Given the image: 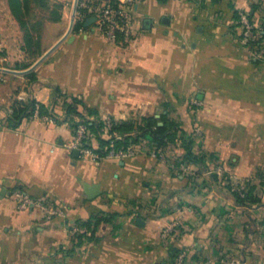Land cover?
<instances>
[{"label":"crops","instance_id":"obj_1","mask_svg":"<svg viewBox=\"0 0 264 264\" xmlns=\"http://www.w3.org/2000/svg\"><path fill=\"white\" fill-rule=\"evenodd\" d=\"M59 1L57 34L33 62L24 38L23 70L0 55V264H174L180 253L183 264H264V189L256 180L261 203L243 204L223 181L264 174V38L252 57L235 16L255 8L249 20L262 26L264 0H142L128 43L108 42L93 18L76 29V0ZM19 94L35 108L13 126L7 110ZM193 94L200 106L189 125L177 112L179 128L204 162L183 160V133L161 149L164 162L143 143L125 159L66 147L79 121L96 124L87 135L97 151L100 139L125 136L98 128L107 116L162 125ZM85 183L99 193L89 198ZM15 189L63 214L18 209Z\"/></svg>","mask_w":264,"mask_h":264},{"label":"built area","instance_id":"obj_2","mask_svg":"<svg viewBox=\"0 0 264 264\" xmlns=\"http://www.w3.org/2000/svg\"><path fill=\"white\" fill-rule=\"evenodd\" d=\"M142 0H118L114 3H104L99 0H94L91 3L82 1L80 7L85 9L89 18H93L97 25V28L105 36L106 40L110 43L124 42L128 43L132 40L134 32V23L132 19V11L136 4ZM164 1V0H162ZM77 16L83 19L84 14L77 11ZM240 22L243 26V42H259L263 39L264 34V22L259 28L250 22L246 14L240 13ZM17 103L25 102L26 97L23 94H19L16 98ZM39 106L36 105L35 116L39 117ZM8 115H13L14 107H10ZM48 120V118H46ZM112 127V118L107 116L105 118V124L103 129L105 132L109 131ZM87 125L83 121L77 122L74 130L73 138L66 144V147L70 150H78L82 155L90 156L93 159H99L101 157L108 159H125L140 155L143 153L141 146H130L126 149H116L114 142L111 140L108 151L101 155L99 152L94 150L90 145H87ZM150 156L161 161H166V153L160 149H153L150 152ZM180 167L184 170L189 169V164L181 163ZM229 182L231 183L232 189L241 196H244L243 190L244 185L251 177L238 176L229 174ZM12 197L16 202V206L20 210L38 209L42 212L45 217H52L56 215H62L63 212L56 208L47 206L44 202L30 196L21 189H15L12 191ZM174 224L166 229L165 233L173 231ZM185 259V253L178 254L174 264H183Z\"/></svg>","mask_w":264,"mask_h":264},{"label":"rangeland","instance_id":"obj_3","mask_svg":"<svg viewBox=\"0 0 264 264\" xmlns=\"http://www.w3.org/2000/svg\"><path fill=\"white\" fill-rule=\"evenodd\" d=\"M61 5L62 3L59 0L31 1L28 10L24 12L22 10L20 20H18L12 14L9 0H0V55L7 57V61L3 62L4 65L11 69L23 70V38L24 41L26 38L31 40L29 45L26 42L24 44L26 63L33 62L38 56L37 52L41 49H47L52 44L58 31L57 23L61 20L59 8ZM241 32L240 34H243V31ZM244 44L248 47L252 57L258 56L259 46H252L249 43ZM200 102L196 94L182 99L179 102L178 109L172 108L170 110L171 121L176 122L179 126L185 125V122L181 120V116L177 114L178 111H182V113H186V124L189 125V122L195 117ZM143 117H153V115L138 116V123H144ZM181 136L182 132H179L177 137L181 138ZM139 141L145 147H150L146 138ZM223 181L226 180L223 178Z\"/></svg>","mask_w":264,"mask_h":264},{"label":"trees","instance_id":"obj_4","mask_svg":"<svg viewBox=\"0 0 264 264\" xmlns=\"http://www.w3.org/2000/svg\"><path fill=\"white\" fill-rule=\"evenodd\" d=\"M31 1H36V0H9L10 2V7L12 14L20 20V13L23 10L26 11L28 10L29 3ZM82 1H87V3H91L94 0H79V7L78 11L82 12L84 14V17L82 20L78 22L76 25V29H80L81 26H84L85 22L89 19V15L86 13L85 9L80 7V3ZM116 1H113L111 3H114ZM255 8H253L252 11L246 13L247 17L251 20L253 17H255ZM236 19L240 21V16L238 13H236ZM252 24L254 22L250 21ZM24 25V21H23ZM254 25V24H253ZM255 28H259L260 25H254ZM243 31V30H242ZM243 36V34H241ZM264 38V34H263ZM30 38H26L25 42L29 45L30 44ZM261 42H251L252 46H259V49H261ZM76 99L73 100V103L68 105V112H77L75 109V105L77 104ZM14 112L11 117V122L12 125L15 126L20 120L26 117H31L34 113V108H35V102L34 101H26V102H21V103H15L14 104ZM142 120L144 121L143 124L138 123V121L134 120H126V121H114L113 120V126L111 128V132H118L121 133L122 135H125L122 139H116L115 137L111 138L110 140H104L100 139V149L97 150L101 155H104L109 147H110V142L111 140L114 142V146L116 149H126L128 147L132 146H137L138 144L140 145L141 142L139 141L140 139L146 138L148 140V143L150 147L153 149H164L169 143H175L177 134L181 130L179 128V124L176 122L171 121L168 118V114H163L160 118V120L163 121V124L160 125L158 123L159 119L153 117H143ZM84 122V121H83ZM86 125L88 128L91 129H97L96 124H89V121H85ZM75 126L77 123L74 124ZM103 123H100V126L98 128L103 127ZM177 127V128H176ZM184 137H182V142L183 146L186 149V154L183 157V160L186 162H195V163H200L201 161L204 162V156L203 157H197L191 152L190 145L193 143L192 140H190L189 136L186 134L185 131L181 130ZM132 132H135L134 135H131ZM87 145L90 146L89 139H87L86 142ZM213 179H218V174L214 173L212 174ZM229 175L224 174L223 178L229 182ZM258 180L259 184L263 187L264 189V174L262 173H257L255 176H252L249 181L246 182L245 188L243 190L244 196H241L240 193L234 192L236 198L240 200L241 203L243 204H253V203H261V198L258 196L256 192V186H254V182Z\"/></svg>","mask_w":264,"mask_h":264},{"label":"water","instance_id":"obj_5","mask_svg":"<svg viewBox=\"0 0 264 264\" xmlns=\"http://www.w3.org/2000/svg\"><path fill=\"white\" fill-rule=\"evenodd\" d=\"M77 8H78V0H76V5H75V14H76V11H77ZM56 47V45L51 48L40 60L39 62H41L49 53H51L53 51V49ZM38 62V63H39ZM79 151L76 150V153H78ZM84 188H85V192L87 193L88 197L89 198H93L95 197L98 193H99V185H92V184H88V183H85L84 184Z\"/></svg>","mask_w":264,"mask_h":264}]
</instances>
